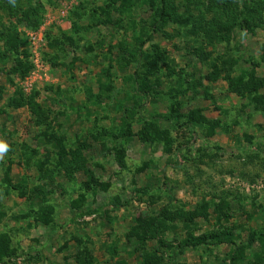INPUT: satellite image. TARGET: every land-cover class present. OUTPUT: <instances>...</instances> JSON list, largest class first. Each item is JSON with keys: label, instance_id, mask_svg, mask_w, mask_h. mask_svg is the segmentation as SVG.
<instances>
[{"label": "rangeland", "instance_id": "rangeland-1", "mask_svg": "<svg viewBox=\"0 0 264 264\" xmlns=\"http://www.w3.org/2000/svg\"><path fill=\"white\" fill-rule=\"evenodd\" d=\"M172 1L0 0V264H264V0Z\"/></svg>", "mask_w": 264, "mask_h": 264}, {"label": "trees", "instance_id": "trees-1", "mask_svg": "<svg viewBox=\"0 0 264 264\" xmlns=\"http://www.w3.org/2000/svg\"><path fill=\"white\" fill-rule=\"evenodd\" d=\"M172 2H173L172 0H160V6L161 7L158 9V16H159L160 19L161 18L164 19V18L171 17L172 14L169 13V8H170V5H171ZM14 107L17 108L18 105H14ZM36 107L37 106H34L32 108V112L38 114V115H35V116L36 117H39L40 116V114H39L40 112L39 111L37 112V108ZM60 153L63 156H66L67 155L66 154V151L64 149H61L60 150ZM50 213H51V209L48 210V214L47 213H42V215H40V218H41L40 222L43 223L44 225H48L49 222H51V220H52L49 217V214ZM206 244H208V243H207V240L204 237H200V238H187V239H185L182 242V246L188 247V248H194V247H198V246L206 245ZM6 255L7 254L0 255V262L3 261V259H4L3 257L6 256Z\"/></svg>", "mask_w": 264, "mask_h": 264}, {"label": "clouds", "instance_id": "clouds-1", "mask_svg": "<svg viewBox=\"0 0 264 264\" xmlns=\"http://www.w3.org/2000/svg\"><path fill=\"white\" fill-rule=\"evenodd\" d=\"M8 151V145L0 141V159H3L4 154Z\"/></svg>", "mask_w": 264, "mask_h": 264}]
</instances>
